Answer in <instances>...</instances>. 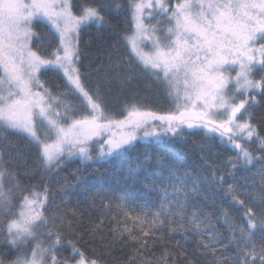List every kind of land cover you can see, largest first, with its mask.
Returning <instances> with one entry per match:
<instances>
[{
	"label": "snow or ice",
	"instance_id": "1",
	"mask_svg": "<svg viewBox=\"0 0 264 264\" xmlns=\"http://www.w3.org/2000/svg\"><path fill=\"white\" fill-rule=\"evenodd\" d=\"M113 15L84 65L80 33ZM186 134L233 154L194 174L147 151ZM141 144L128 175L158 169L155 201L70 209L50 186ZM0 264H264V0H0Z\"/></svg>",
	"mask_w": 264,
	"mask_h": 264
},
{
	"label": "trees",
	"instance_id": "2",
	"mask_svg": "<svg viewBox=\"0 0 264 264\" xmlns=\"http://www.w3.org/2000/svg\"><path fill=\"white\" fill-rule=\"evenodd\" d=\"M110 24L114 26V29H109L108 27L100 29L96 26H92L85 28L80 33L81 59L84 65L87 66L91 64L95 67L96 64L99 63L96 57L100 47L106 42L111 41L116 32L122 31L127 27L123 15H113L110 19ZM36 30L40 32L42 29L37 27ZM49 76L52 77L55 84L60 86V90H64L61 80L52 76V74H49ZM112 102L115 103L114 100ZM159 103L166 106V102L162 98L159 100ZM260 114L261 113L258 111L257 115L259 116ZM202 135L203 134H186L183 143L169 144L162 142L152 145L147 151L152 154L163 156L175 166L194 174L200 170L201 157H204L208 163L215 160L217 164H219L233 154L220 144H209L206 140L202 139ZM144 151H146V149L143 144H141L135 151L125 155L119 162L93 160L82 163L79 160H73L66 165L59 176L50 179V186L53 190L64 192L70 209L74 206L84 209L88 208L87 200L90 193H107L115 199V197L119 196L122 190L125 189L132 193L134 199L148 198L155 201L156 193H149L148 197H144L143 194L146 192V189L142 181H144L145 175H148L150 178L151 172L158 171V169L154 167L147 173L142 172L139 177L135 179L130 178L128 175L127 165L134 164L137 157ZM65 179L71 187L64 185ZM62 185L63 187L61 188ZM205 191L209 196L212 195L211 189L205 188ZM56 199L57 203H59V197ZM117 255L122 254L117 253Z\"/></svg>",
	"mask_w": 264,
	"mask_h": 264
}]
</instances>
